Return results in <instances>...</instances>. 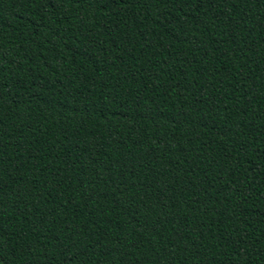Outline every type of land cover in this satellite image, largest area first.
Here are the masks:
<instances>
[{"label":"trees","instance_id":"1","mask_svg":"<svg viewBox=\"0 0 264 264\" xmlns=\"http://www.w3.org/2000/svg\"><path fill=\"white\" fill-rule=\"evenodd\" d=\"M0 264H264V0H0Z\"/></svg>","mask_w":264,"mask_h":264}]
</instances>
